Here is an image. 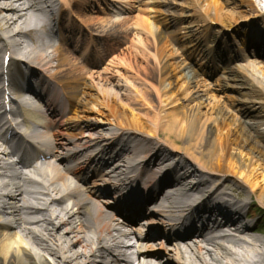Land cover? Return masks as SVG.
Here are the masks:
<instances>
[{"label": "bare ground", "instance_id": "1", "mask_svg": "<svg viewBox=\"0 0 264 264\" xmlns=\"http://www.w3.org/2000/svg\"><path fill=\"white\" fill-rule=\"evenodd\" d=\"M60 1L68 13L65 15L59 9L60 24L54 27L58 28L56 34L61 37H58L56 45H51L39 38L50 29L51 22L47 17L53 12L50 5L43 0H0V34L14 32L12 40L17 47L16 52L22 44L31 41L29 48L22 51L24 58L30 61L29 67H41L50 73L51 78L68 81L69 107L76 113L75 121L61 123L60 130L54 133L35 134L33 139L45 148L52 146L54 158L59 164L67 163L80 147L90 148L98 139L104 142L95 151L93 159L98 156L104 163L110 161L114 153L113 150L105 152V145L109 143L107 136L120 137L118 142L125 140L121 145L122 152L135 151L130 157L123 156L131 163L135 162L138 153L150 151V155L138 162L141 174L136 183L142 189L135 196L133 193L130 196L129 191H120L124 184H112L107 174L100 175L95 185L111 184L119 192L120 199H116L113 205L110 200L100 199L103 190H87L68 179L69 174L82 179L85 160L77 162L74 167L63 165L64 172L48 165L47 169L38 173L41 182L36 184V189L18 187L14 195L0 206V264H264L263 240L250 232L253 231L252 225L255 226L264 216L263 212L260 213V207H264V132L249 130L237 119L232 118L231 121L223 113L224 108L237 106L247 116L255 111L254 104L264 106V92L250 81L253 77L258 84L264 85L260 81V77L264 78V70L252 67L253 73L259 71L258 77H255L251 74V66L240 69L244 71L242 76L228 78L230 81L220 84V87L231 89L241 96L212 95L215 101L202 103L204 112L193 106L175 107L179 100L175 95L178 84V89H181L186 83L180 90L182 98L191 91L189 84L192 79L195 83L202 81L195 79L197 74L192 68L183 75L179 63L170 61L172 54L166 53L168 43L164 41L158 45V55L164 57L163 62L160 60L161 74L156 78L160 80L162 76L161 89L158 90L157 83L152 82V89L140 91L134 88L132 94L122 92L123 99L118 98L114 89L119 87L116 78H126L125 70L134 67L140 79L144 76L149 80L152 73L149 68L154 66L155 59L147 63L135 62L132 67L131 51L125 45L126 36H122L119 47L110 45L105 53L99 54L98 47L104 45L101 38L92 39L86 31L82 33L81 27L70 16H76L81 23L102 29L106 35L112 36L114 28L108 20L111 17H103L102 14H106L103 8L95 9V0H75L74 5H71L72 0ZM99 1L106 5L110 3L108 0ZM195 1L203 2L226 28H231L232 20L239 18L234 11L236 5L244 4L250 8L247 0H232L234 5L228 9L220 0ZM151 2L159 7L162 4L161 0ZM143 18L136 23L146 26L148 19ZM163 21L167 22L166 19ZM30 25L35 28L36 37L23 32ZM94 32L98 33L97 30ZM22 33L23 37H20ZM72 54L74 57H71ZM53 60L57 61L56 69H52ZM142 61H147V58ZM15 63L19 65L18 61ZM121 68L124 71L118 70ZM16 70L19 77L12 79L10 84L13 88L27 91L32 96L43 94L45 82L41 74L36 77L35 84L27 86L24 83L28 79L26 73L18 67ZM172 73H178L175 79ZM232 81L234 83H229ZM99 87L98 96L90 94V90ZM57 99V94L46 99L53 118L63 113L56 111ZM220 99H223L221 103ZM23 100L25 105H30V98ZM212 112L218 118L212 116ZM90 114L95 115L91 117ZM53 118L46 120V128L52 126ZM215 119V124H206ZM99 123L101 125H97ZM133 128L145 131L150 137L140 142L141 148L137 146L136 135H131ZM85 130L91 133L83 135ZM148 141L156 144L146 147ZM75 148L78 150L75 151ZM10 152L15 153L13 150ZM97 163L100 164V161ZM122 165L120 163L107 172L121 171L117 168ZM168 175L172 182H194L191 189L198 195L206 194L216 208L208 216L187 214L176 222L169 219L167 216L175 211L173 201L180 204V198L175 197L172 190H162L163 178L166 180ZM138 197L151 201L148 206L151 208L133 218L156 228L154 233L162 236L161 242H156L152 236L147 237L151 239L147 242L138 238L136 243L129 242L131 233L124 227L131 219L127 216L123 219L119 212H134V207L130 205ZM65 201L69 203L65 204ZM143 230L136 229L138 232ZM138 235L141 237L144 234L140 232ZM190 235L194 238L184 240ZM169 241L173 243L166 244Z\"/></svg>", "mask_w": 264, "mask_h": 264}, {"label": "rangeland", "instance_id": "2", "mask_svg": "<svg viewBox=\"0 0 264 264\" xmlns=\"http://www.w3.org/2000/svg\"><path fill=\"white\" fill-rule=\"evenodd\" d=\"M223 4L224 8H229L230 6L234 5L231 4L232 0H220ZM234 1V0H233ZM238 1V0H235ZM250 4V8H246V6L244 4H239L236 5V9L234 10L235 12H237V16L239 15V18H236L237 21L232 20V25H236L235 31H240L242 28V23L243 22H250L251 21V29H253V31L255 32V30H257V32H260L261 30H263V26H259L257 28H255V24L256 22H262L264 20V0H247ZM183 6V5H182ZM234 7V6H233ZM183 10H185L186 12H190V10H186V8H183ZM208 11V10H207ZM239 12V13H238ZM241 14V15H240ZM241 16V17H240ZM243 16V17H242ZM193 19V17H191ZM201 20L199 18H195L194 19V23H192L190 26V31H191V36L192 38L195 40L194 42L197 43L198 40L200 38H207V36H209L211 34V39H218L217 37L219 36V29H211L210 30H206V22H200ZM234 22V23H233ZM220 28V27H219ZM248 35H250V33H248ZM250 38V36H249ZM258 39H255V41L257 42L256 47H250L249 48H243L240 45V42L243 41V37H242V32L238 35V37L235 39L236 40V44H237V50L240 52L239 54L241 55V57L238 59V61H234L232 68H230L231 72L229 73V75L225 74V75H221V73L219 71L215 72L214 75L210 76H206V74H204V81L205 83H192V94L193 97H191V99L189 101H187L188 97L191 96L188 95L187 98H185L184 100V104L185 106H193L194 108L197 107L199 109V111H205L204 108V104L202 103H211L214 100L213 96L215 97H219V96H224V95H229V94H233V95H240L241 94H237L236 92H233V90L231 89H224V87H218V84H226V82H224L225 78L227 77H234V78H238V75L242 76V73H244L242 69L243 67H250L251 66V74L253 73L252 67H258V69L260 70H264V31L261 32V35L259 37H257ZM195 47H192L191 49V53L189 55V59L190 61H194V53H195ZM167 54H172L173 57H171V61H180L179 57L177 55H175L174 53H171L169 51H166ZM229 53V54H228ZM228 53L225 57V59H223V65L227 66L230 62L231 59V54L232 52L230 50H228ZM135 52L131 51V60H137V58H135L134 56ZM140 54H137V57H139ZM179 58V59H178ZM242 59V60H241ZM182 68V67H180ZM258 73L254 72L253 75L255 77H258ZM249 77V76H248ZM208 78V80H207ZM253 78V77H252ZM252 78H250V81L253 82V84L255 85V87L258 90H261L262 92H264V85L263 84H258L255 80H253ZM260 81H262V83H264V78L260 77ZM229 83H234L229 82ZM200 85H204L205 87H200ZM90 94H95L92 93L90 91ZM97 96V94H95ZM213 95V96H212ZM223 99H220V103L222 102ZM182 102V101H179ZM183 103V102H182ZM202 104V105H201ZM182 105V104H181ZM177 106V107H182V106ZM200 107V108H199ZM254 110L251 114L249 115H245L243 112L239 111L237 109V106H231V108H224L223 113L227 116H229L230 120L233 119H237L239 121L240 125H243L245 128L249 129V130H259L261 132H264V106L260 105V104H254L253 106ZM110 114V112H109ZM212 116H216L215 112L211 113ZM252 114H255V116L253 117ZM89 115V114H88ZM95 115V114H94ZM94 115H91V117H94ZM111 116V114H110ZM109 116V117H110ZM96 118H100L99 116H95ZM215 118H218L217 116ZM112 119V118H111ZM209 119V118H208ZM232 121V120H231ZM94 123V122H93ZM216 123V119L213 121H208L206 124L208 125H213ZM96 125V124H95ZM97 125H101L100 123ZM105 129V128H104ZM132 130L137 131L138 133L143 134V136H146L147 133H145V131H141L140 129H136L133 128ZM91 132V131H90ZM106 132V131H103ZM162 138V137H161ZM138 140V138H137ZM162 140V139H161ZM139 144L141 141H138ZM150 145L149 141L148 144H146V147ZM248 193V191L246 192ZM238 202H240L239 200H237ZM254 204V203H253ZM258 207H260L259 205H257ZM264 214V207H260V213ZM262 216V214L260 215ZM250 231L253 234H255L256 236H258L259 238H261L263 240V245H264V216H262V218L260 219V221H258V223L254 226L252 225ZM192 238H194V236H189ZM190 238H186V240H188Z\"/></svg>", "mask_w": 264, "mask_h": 264}]
</instances>
